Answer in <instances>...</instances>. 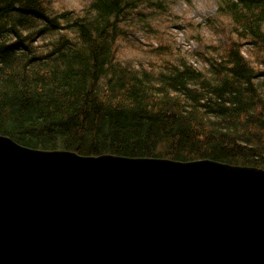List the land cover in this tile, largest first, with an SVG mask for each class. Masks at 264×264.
I'll return each mask as SVG.
<instances>
[{
    "label": "trees",
    "instance_id": "16d2710c",
    "mask_svg": "<svg viewBox=\"0 0 264 264\" xmlns=\"http://www.w3.org/2000/svg\"><path fill=\"white\" fill-rule=\"evenodd\" d=\"M58 1L0 0V136L80 157L264 170V0H215L198 49L156 36L148 68L119 61L118 43L131 22L151 28L139 10L168 14L167 0Z\"/></svg>",
    "mask_w": 264,
    "mask_h": 264
},
{
    "label": "water",
    "instance_id": "95a60500",
    "mask_svg": "<svg viewBox=\"0 0 264 264\" xmlns=\"http://www.w3.org/2000/svg\"><path fill=\"white\" fill-rule=\"evenodd\" d=\"M0 264H264V170L0 136Z\"/></svg>",
    "mask_w": 264,
    "mask_h": 264
},
{
    "label": "rangeland",
    "instance_id": "374dc122",
    "mask_svg": "<svg viewBox=\"0 0 264 264\" xmlns=\"http://www.w3.org/2000/svg\"><path fill=\"white\" fill-rule=\"evenodd\" d=\"M171 1H173L171 3ZM88 0H59L53 5L68 8L71 10H78L85 5ZM168 2V14H162L160 11H154L150 9L139 10L142 14L150 18L146 20V24L150 29H146L145 32L139 34L138 24L139 22H131L128 25H124L125 37L118 43L117 58L122 63H128L134 67L148 68L147 66L151 62H155V58L149 55V51L155 47L154 42L156 36L161 37L171 42L173 47L176 46L181 52H190L197 50L199 45L197 42L198 25H201L207 17H213L215 12V0H167ZM166 5V3H165ZM170 15V16H168ZM136 17V14H135ZM136 19H138L136 17ZM189 24H192L190 26ZM226 23H223L224 26ZM134 25L135 27H130ZM156 30L158 33L153 36L151 31ZM214 36V32L207 30V35ZM214 42V40H212ZM192 53H186L189 61H195L194 57H191Z\"/></svg>",
    "mask_w": 264,
    "mask_h": 264
}]
</instances>
